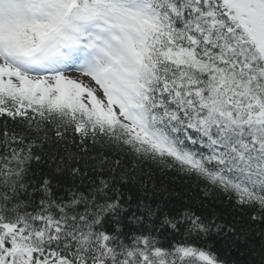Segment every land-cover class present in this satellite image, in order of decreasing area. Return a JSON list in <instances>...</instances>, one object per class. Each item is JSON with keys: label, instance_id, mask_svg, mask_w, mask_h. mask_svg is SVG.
<instances>
[{"label": "snow or ice", "instance_id": "obj_1", "mask_svg": "<svg viewBox=\"0 0 264 264\" xmlns=\"http://www.w3.org/2000/svg\"><path fill=\"white\" fill-rule=\"evenodd\" d=\"M0 264H264V0H0Z\"/></svg>", "mask_w": 264, "mask_h": 264}]
</instances>
